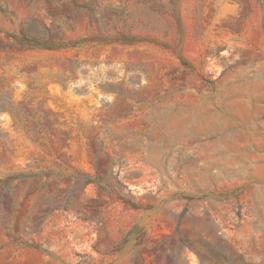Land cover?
Instances as JSON below:
<instances>
[{"label": "rangeland", "instance_id": "rangeland-1", "mask_svg": "<svg viewBox=\"0 0 264 264\" xmlns=\"http://www.w3.org/2000/svg\"><path fill=\"white\" fill-rule=\"evenodd\" d=\"M0 264H264V0H0Z\"/></svg>", "mask_w": 264, "mask_h": 264}]
</instances>
